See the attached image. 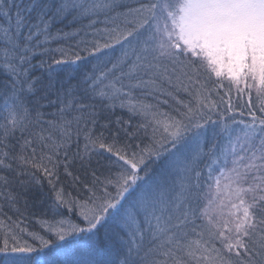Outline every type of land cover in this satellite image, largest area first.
Instances as JSON below:
<instances>
[{
    "label": "snow or ice",
    "instance_id": "obj_1",
    "mask_svg": "<svg viewBox=\"0 0 264 264\" xmlns=\"http://www.w3.org/2000/svg\"><path fill=\"white\" fill-rule=\"evenodd\" d=\"M0 77V264H264V0H0Z\"/></svg>",
    "mask_w": 264,
    "mask_h": 264
},
{
    "label": "trees",
    "instance_id": "obj_2",
    "mask_svg": "<svg viewBox=\"0 0 264 264\" xmlns=\"http://www.w3.org/2000/svg\"><path fill=\"white\" fill-rule=\"evenodd\" d=\"M57 28L63 29L64 32H70V31L73 30L71 26H66L64 24L58 25ZM55 31H56V28L53 29V32H55ZM78 40H79L78 36H70V37H67V38H64V39L52 41L50 47H52V48L64 47V48H72V49H74ZM52 55L59 56V53H55L54 52V53H52ZM47 58H48L47 56L43 57V59H47ZM39 59H41V57H37L34 62H38ZM88 59L92 60L93 58L89 57ZM87 67L90 68L91 65L89 64V65H87ZM35 74L37 76H40L42 74L46 76V73L41 68H37L35 70ZM0 79H2V77H0ZM225 83H227V82L225 81ZM220 92H221L222 95H224L225 92H226V89H221ZM181 95H183V94H181ZM230 95H231L232 103H233L234 106L237 103L244 104L245 98L241 97L238 100L234 89L232 90ZM225 99L227 100V96H225ZM252 99H253V103H257L258 104V101H256L255 95H253ZM161 108L164 111H170L169 105H161ZM124 115H125V118H127V114L125 113ZM144 142L146 143L147 140L145 139ZM97 159H99V158H97ZM93 164H95V160L93 161ZM42 198H43L42 193L39 190H36V189H34L32 192H30L28 194V199L33 204V211L37 213V216H39L42 213L47 212V205L40 203ZM35 219H36V217H33V223L30 225V230L32 228H35L37 230L39 229V225L35 223Z\"/></svg>",
    "mask_w": 264,
    "mask_h": 264
}]
</instances>
